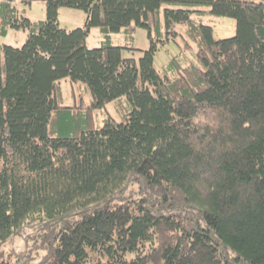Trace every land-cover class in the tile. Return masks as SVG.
Masks as SVG:
<instances>
[{
  "label": "trees",
  "instance_id": "1",
  "mask_svg": "<svg viewBox=\"0 0 264 264\" xmlns=\"http://www.w3.org/2000/svg\"><path fill=\"white\" fill-rule=\"evenodd\" d=\"M43 1L34 21L0 0V33L28 31L0 46V244L24 235L21 264H264V0ZM63 6L85 24L63 28ZM193 12L236 33L216 38ZM178 23L198 49L161 72ZM135 26L151 38L139 63L111 39ZM65 77L91 102L61 104ZM114 100L123 119L96 126Z\"/></svg>",
  "mask_w": 264,
  "mask_h": 264
},
{
  "label": "rangeland",
  "instance_id": "2",
  "mask_svg": "<svg viewBox=\"0 0 264 264\" xmlns=\"http://www.w3.org/2000/svg\"><path fill=\"white\" fill-rule=\"evenodd\" d=\"M259 1V0H258ZM166 4H162L161 7V21L163 24V31H165V17L164 7ZM17 7L22 14L31 18L34 21L43 20L47 18L46 5L43 0H32L31 3H26L23 0H18ZM193 17L202 20L204 23L213 25L214 37L224 38L232 36L236 33V19L229 16H219L210 13L200 14L193 12ZM87 19V13L84 9L73 8L69 6H63L59 9V22L65 29H73L79 26H83ZM177 34L168 42L161 44L154 55V65L161 72L175 56H182L189 60L193 57L197 51V44L189 37L187 28L184 24L178 23L175 25ZM28 31L24 29L9 28L7 33H0V46L3 44H11L14 46H22L27 38ZM112 43L122 46V53L124 56H133L137 59L138 63L140 57L144 54V50L151 47V38L149 34V28L146 26H135L131 30H121L111 33ZM187 43L190 46H187ZM87 44L90 47H98L103 44V34L98 26H93L87 37ZM60 88L62 92L61 104L76 105V104H88L92 100V95L88 86L81 81L72 82L69 77H65L60 81ZM124 103H127L125 97H123ZM107 114L112 115L118 120H122L121 112L117 108L116 100L110 101L101 109L94 110L93 121L96 126H101L104 122V118ZM24 238L22 234H16L11 238L6 239L0 244V254L5 257L12 264H21V261L17 260L19 255H22L24 249ZM34 238L31 237L32 241ZM31 245H33L31 243ZM40 247H32V261H37L39 257H42L37 250ZM41 254L43 253L40 251Z\"/></svg>",
  "mask_w": 264,
  "mask_h": 264
}]
</instances>
